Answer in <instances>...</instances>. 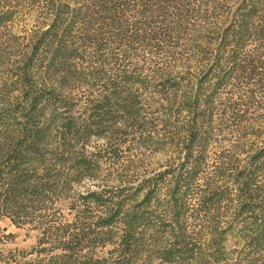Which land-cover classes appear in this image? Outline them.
<instances>
[{
  "label": "trees",
  "instance_id": "16d2710c",
  "mask_svg": "<svg viewBox=\"0 0 264 264\" xmlns=\"http://www.w3.org/2000/svg\"><path fill=\"white\" fill-rule=\"evenodd\" d=\"M192 1H45L43 27L11 68L22 99L14 106L0 94V220L42 234L32 247L35 259L24 262L19 250L8 262L264 264V138L251 140L258 118L248 116L260 107L264 120V105L255 104L254 88L240 105L219 98L229 83L253 78L264 91V0H230L224 20L217 19L218 0H200L213 4L211 12ZM76 21L83 45L98 52L114 42L120 54L112 52L110 62L99 54V67L75 78L91 91L101 84L95 96H87L86 116L61 117L57 108L67 112L74 102L52 100L62 96L58 87L73 80L70 60L79 50L70 39ZM249 40L258 43L257 54L244 53ZM134 46L175 66L168 69L164 60L150 74L132 72L124 61ZM176 50L186 58L177 60ZM107 63L118 67L114 75ZM176 66L181 70L174 72ZM53 76H61L58 87L52 86ZM136 81L140 90L152 91L147 106L131 90ZM226 115L236 133L233 145L214 151L218 160L206 173L211 145L228 128ZM96 137L106 141L91 151ZM134 146L163 152L166 166L139 177L136 165L130 173L131 163H142L131 156ZM104 157L129 165L113 166L101 186L85 188V180L95 184ZM63 209L73 213L72 220H60ZM229 235L239 247L227 248ZM8 236L0 234V242ZM96 245L110 246L109 258H94ZM85 247L90 253L78 255Z\"/></svg>",
  "mask_w": 264,
  "mask_h": 264
},
{
  "label": "rangeland",
  "instance_id": "374dc122",
  "mask_svg": "<svg viewBox=\"0 0 264 264\" xmlns=\"http://www.w3.org/2000/svg\"><path fill=\"white\" fill-rule=\"evenodd\" d=\"M46 0H0V52H2L5 49V58L1 61L0 60V94L4 92L9 100L7 101V104L16 105L18 104V100L20 101L22 97H20V91L18 89V85L16 84L14 80L16 79L15 73L11 71V68H13V65L21 60V56L30 51L29 46L31 45L30 42L32 40V36L35 34V32H38L44 25L43 20L45 18V3ZM221 3V7L219 10L216 11L217 13V19L224 20L225 14L229 11V5L231 4L230 0H218ZM192 4L196 8H200L202 11H212L213 4H207L204 5L201 3L200 0H193ZM75 6V5H72ZM236 6H233L235 8ZM232 8V9H233ZM3 17V19H2ZM43 23V24H42ZM73 31V37L70 39L71 46L75 49L77 48L79 51L77 55L72 57L70 60V68L69 70L72 71L73 80L70 81L66 85H62L59 89V78L52 77V86L58 87V92L62 94V96H54V100L52 101H58L61 100V98H67L69 101L74 102L73 109L71 107V110L67 111L62 110L60 107H58V112H61V117H64V112L67 113V115H73L77 116H86V112L90 110V103L88 102L87 98L95 96L98 91L101 89V84L99 82H96L94 84L93 90L91 91L88 87V83L80 82L79 80H75L77 76H87V74H90V72H93L94 69L98 68L97 60L99 59L97 56L99 54H103L104 58H106L105 62H110L109 58L112 52L119 53V50L114 42L107 43L106 48H104L102 51H98L95 49L94 46L90 45H83L82 42H80V39L78 37L79 32H81V25L78 21L75 22V25L71 29ZM184 38L182 37V40ZM180 42H183V41ZM184 44V42H183ZM258 43L254 42L253 40H249L246 46L244 47V53L246 54H257L259 47ZM176 50L175 57H177V60H184L187 56V54L184 52V50ZM161 55V54H159ZM157 54L151 53L147 50L141 49L140 47L134 46V48H131L127 58L125 59V67L136 73H140L141 75L144 74H150V71L155 67V65H161L164 63V60L167 61V68L170 69L172 66H175V63L169 62L171 59H164L161 56ZM171 55V54H170ZM176 61V60H175ZM178 62V61H177ZM194 65H197L196 61L193 62ZM107 69H110L111 66H108L107 63ZM118 68L117 66H114V70H112V75L115 74V69ZM109 70V71H110ZM181 70V67H174L173 71H179ZM111 72V71H110ZM109 72V73H110ZM80 74V75H77ZM262 83L264 84V75H262ZM88 80L93 82L90 77H87ZM257 81L253 78L251 81L242 82V83H235V85L232 83H229L225 86L224 89L220 90L219 98L221 101H228L230 100L232 102H236L237 104L244 103V99L246 98L247 94H249V88H254V101L255 104L264 105V91H260V89L257 88L255 85ZM138 81L133 83L131 85V90L135 93V95H138L140 97L142 104L146 105L145 102H147V99L151 97L152 91L148 90H140V88L137 86ZM258 89V90H257ZM264 89V86L263 88ZM89 96V97H87ZM2 105V104H0ZM238 105V106H239ZM147 106V105H146ZM148 108V107H146ZM263 111L262 108H252L250 112L248 113V116L252 118H258L255 119L254 125L250 127V132L252 134L251 140L256 142L263 141L264 138V120H262L259 113ZM69 113V114H68ZM260 115V116H259ZM225 122V126L228 128L225 130L224 133H221L220 135L215 137V143L211 145V149L209 150L206 159H207V165H206V173L211 172L214 163L218 160L216 158V151L215 150H223L227 152L231 146L233 145L232 139L236 135L235 131L232 130V125L230 122L231 117L229 118L227 115L225 118H223ZM261 119V120H259ZM264 119V118H263ZM257 120H259L257 122ZM235 133V134H234ZM258 135V137H257ZM257 138V139H256ZM106 139L104 137H96L91 139L88 147H90V150L93 151L98 146H101L103 143H105ZM262 144V142H261ZM125 154H128L129 151H127L126 148H122ZM131 156L133 159H139L142 163H131L132 167L129 168V171H134V168H136V165H140L141 168L137 170V176L141 177V175L145 174H151L154 171L162 170L166 165V157L167 155L163 152H153L150 151V148L145 147L143 149H140L139 147H132L131 149ZM242 158L243 156L240 155ZM100 163V167L98 169L99 176L96 179L95 184L90 180H85L82 185H84L85 188H97L98 186H101V181L103 180V176L112 169L113 166L122 167L124 168L125 165H129V163H126L125 161L117 160V161H111L107 157H104ZM127 171V172H129ZM136 173V172H134ZM203 176V175H202ZM202 176H200L199 181L202 180ZM113 184V183H111ZM83 188V187H82ZM229 207H231L229 205ZM232 209V207L230 208ZM62 213L65 214L64 217H62L60 220L62 222L64 221H70L72 220L73 213L69 211V209H63ZM7 234L9 235L7 238L5 237V242H0V262L1 264H11L8 262L10 254L18 255L19 250H22L24 257H22V260L24 262L26 261H32V259H35L38 255L33 251L32 247H36V242L42 236L41 231L34 229V228H28L26 226H13L9 220L7 219H1L0 220V234ZM227 248H233L239 247V240L232 237V235H229L227 239ZM238 244V245H236ZM49 246L48 244H45ZM92 254L94 258H101V257H107L109 258V251L110 246L102 247L100 245L92 246ZM50 251V250H49ZM53 251V253H55ZM90 253L89 248L85 247L79 252L78 255L86 256ZM40 257H44V254H41Z\"/></svg>",
  "mask_w": 264,
  "mask_h": 264
}]
</instances>
